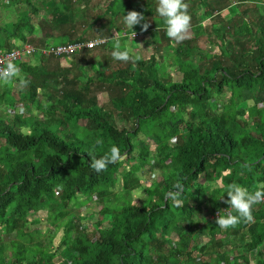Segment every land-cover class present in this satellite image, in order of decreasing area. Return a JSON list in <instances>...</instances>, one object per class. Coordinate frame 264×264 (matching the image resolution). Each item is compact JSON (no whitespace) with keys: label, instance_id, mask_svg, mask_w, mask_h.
Masks as SVG:
<instances>
[{"label":"trees","instance_id":"16d2710c","mask_svg":"<svg viewBox=\"0 0 264 264\" xmlns=\"http://www.w3.org/2000/svg\"><path fill=\"white\" fill-rule=\"evenodd\" d=\"M1 1L0 7L8 1L15 9L20 4L29 6L30 12L19 24L0 27L4 43L0 49L11 50L12 42L27 44L31 31L25 25L42 9H48L56 23L67 22L60 10L63 0ZM127 8L124 0H111L105 14L115 18ZM197 8L208 18L215 16L203 0ZM240 12H230L236 25L226 33L249 35L251 48L233 50L216 32L210 40L221 49L216 58L209 52L195 48L185 52L168 44L146 60L130 62L109 75L99 72L86 82L70 68L42 69L41 60L32 67L20 65L21 74L30 80V95L24 101L36 117L23 120L17 116L12 121L0 115V232L4 229L8 236L14 235L6 243L0 235V264H264V203L254 206L252 222L227 230L205 215L206 208L216 215L229 207L224 202L227 184L235 182L254 191L264 182V25L255 29ZM212 28L216 31V24ZM136 30H142L141 25L130 28L128 34ZM70 33L62 30L43 44L84 40L73 39ZM120 38L124 37L112 38L103 49L113 47ZM155 43H159L157 38ZM93 51H85L77 67L81 73L86 67L96 69V63L87 60ZM195 54H199L197 61ZM162 58L166 70L173 66V71L182 74L179 82L160 76ZM17 81L2 83L0 112L13 105ZM209 83L214 86L213 97L225 101L219 112L210 109ZM97 91L108 95L107 102L98 103ZM175 108L185 111L186 120L176 117ZM116 117L127 123L126 129L117 126ZM139 134L163 143L150 149L137 141ZM97 140L103 144L96 145ZM113 145L122 159L109 164L107 171L93 170L92 158L103 156ZM132 160L167 176L150 185L143 200L131 196L140 184L133 170L119 174L120 165ZM210 162L214 165L207 166ZM245 164L250 171L242 167ZM177 182L184 187L182 206L165 198ZM92 197L101 207V227L91 237L90 229L71 213L80 198ZM108 203L127 205L108 209ZM50 208L62 219L60 241L56 245L49 235L48 244L45 238L35 243L40 231L28 232L27 224L38 219H31L30 214L42 216ZM169 233L177 237L171 248ZM47 245L54 249L58 263L44 254ZM6 247L9 255H5Z\"/></svg>","mask_w":264,"mask_h":264},{"label":"rangeland","instance_id":"374dc122","mask_svg":"<svg viewBox=\"0 0 264 264\" xmlns=\"http://www.w3.org/2000/svg\"><path fill=\"white\" fill-rule=\"evenodd\" d=\"M111 0H63L62 5L60 6L61 12L66 16L67 22L65 25H60L53 20V17L48 13V9H42L39 15L32 16V20L25 25V29L31 31L28 38V42L35 46H44V42L49 39L51 36L56 37L64 31H70V35L73 39L83 38L84 40H91L98 37H107V38H120L121 46L125 48H131L136 54H138L141 60H146L150 55L156 54L158 49L166 48L168 44H172L173 47H179L185 52H188L187 48L198 49L201 53L209 52L211 55H214V58L219 57L221 49L217 46L212 45L210 40L214 39L215 33L217 32L221 38H224L226 43L231 44L233 50L240 51L242 48H251L249 35L239 34L234 35L232 32H227L226 30L232 26L236 25V20L230 17V12L239 10L242 17L248 19L251 25L256 29L258 24L264 25V0H203L208 4V8L213 11L214 17L208 18L203 10L198 7V4L202 0H185V3L189 4V12L191 14V28L186 38L183 41H177L175 39H170L166 34V24L165 18L161 17L156 9L158 6V0H124L126 10L120 12L115 18L106 15L105 10L108 3ZM0 2H2L0 0ZM5 6L0 7V27L8 23L19 24L22 16H25L30 12L29 6L19 5V9L13 8L11 4L6 1ZM7 6L6 9L5 7ZM136 10L142 12L146 18V21L149 23V28L147 31H135L137 37L125 36L124 34L130 33V27L126 26L124 23V15L129 10ZM50 9V7H49ZM221 13L222 16L219 17L218 13ZM262 15L261 17H259ZM197 18V19H195ZM260 18V19H259ZM193 20H196V24L192 25ZM162 23V25L160 24ZM216 24L217 30L215 31L212 28V25ZM254 29V30H255ZM120 31V33L118 32ZM133 34V33H131ZM129 35V34H128ZM126 37V38H125ZM155 38L159 40V43H155ZM52 42H57L59 40H50ZM14 43L12 44V46ZM17 45V44H16ZM114 47L91 52L90 55H87L88 62L96 63V69L91 70L86 67L83 73H81L80 68H77L81 60L85 57L88 52H81L77 56L65 59L57 58H43L41 61V68L45 70H57L58 68H70L74 75L80 77V80L86 82L89 76L96 78L99 72H104L106 75H109L111 70L118 68H125L129 65V62L124 63L113 59L112 52ZM123 50V49H121ZM203 51V52H202ZM199 53V54H201ZM158 54V53H157ZM194 55V60L197 59V55ZM208 62V60H207ZM74 66L71 68V66ZM174 67H170L169 70H166L165 58H162L158 62V71L162 78L170 79L173 82H179L181 80L182 74L173 71ZM167 71L171 74V78L168 77ZM13 91L16 96L15 100H11L12 106H8V109L4 112H0V115L5 117V120H14L17 116L25 120L27 116H35V111L32 108H29L25 99L29 97V86L21 88L19 82L13 83ZM206 89L209 94L212 96V105L211 111L219 112L220 107L224 104V99H219L214 96V86L209 83L206 84ZM98 103L104 104L107 102L108 95L103 92L97 91ZM40 100H42L39 97ZM251 102L248 104L250 105ZM23 109L21 112L20 110ZM175 115L178 119L186 120V113L178 108H175ZM116 123L119 128H127V123L122 119L116 117ZM22 132H27V129L23 128ZM143 141L150 149H155L158 144L163 143L160 138L145 137L142 134H139L137 141ZM3 140H0V144ZM138 145V143H137ZM137 147V146H136ZM137 150V148H136ZM214 165L213 162H210L207 166ZM133 170L135 176L139 178L140 184L139 188L135 189L132 192V198L134 200H143L145 199L146 192L150 185L156 183L162 178H166V174L155 168H141L138 164V161H124L120 165L119 174L121 175L126 170ZM201 182H205L204 179H201ZM220 185V184H219ZM208 193L203 195V200L207 203ZM75 210L71 213V217L80 218L82 224L90 229V236H94L97 233V230L101 227L99 225V212L101 210L100 205L97 204V199L92 197V199L80 198L76 203ZM127 204L122 203L121 205H115L113 203L106 204L108 209H118L120 207L126 206ZM210 216L211 219H216L217 215H211L208 208L205 210V215ZM37 216V217H36ZM36 214H30V218L36 220L35 224H27L28 232L40 231L34 236L35 243L40 239L45 238L48 244V237H51V242H54L56 245L60 241V237L63 231V225L61 223V218H57L55 212L52 208L46 210L42 216ZM211 222V221H210ZM107 225H103L106 227ZM198 230V229H197ZM200 233L198 232L197 235ZM2 235V242L6 243L13 236H8L3 229L0 232ZM208 234L202 236V239L207 240ZM166 238L169 240L168 248L174 245L176 236L169 233L166 235ZM27 237L21 238L22 241L26 240ZM44 254L48 256L50 260L55 263L59 262L58 256L55 254L52 246L47 245L43 249ZM5 255H9L8 248L5 249ZM198 255V254H196ZM151 256V255H150Z\"/></svg>","mask_w":264,"mask_h":264},{"label":"clouds","instance_id":"9594fccd","mask_svg":"<svg viewBox=\"0 0 264 264\" xmlns=\"http://www.w3.org/2000/svg\"><path fill=\"white\" fill-rule=\"evenodd\" d=\"M156 11L161 17L165 18L167 36L178 42L183 41L191 28L192 17L189 12V4L185 3V0H158ZM123 19L125 25L132 29L136 25H141L142 31H147L150 26L144 14L136 10L127 11ZM133 35H136L134 31ZM113 47L112 56L113 59L117 61L127 63L129 61L135 62L141 58L131 48L121 50V44L118 39L115 41ZM13 79L19 80L21 88L27 87L30 84V80L21 74V69L9 60L6 66L0 67V81L9 82ZM20 111L22 112L23 109ZM102 144L103 141H96V145ZM120 159H122L121 152L117 146L113 145L109 152L105 153L103 156L99 158L93 157L90 167L98 173L107 171L109 164L117 163ZM242 167L247 168L249 171L251 170V167L247 164ZM183 191V185L177 182L173 185V190H170L165 198L171 200L175 206H182L183 200L181 197ZM224 191L228 197L224 202L228 204L229 207L224 210H219L215 220L216 225L220 229L227 230L229 228H235L242 222H252L254 206L264 203V182L257 184L254 191H250L247 187L233 182L227 184Z\"/></svg>","mask_w":264,"mask_h":264},{"label":"built area","instance_id":"2783aa9c","mask_svg":"<svg viewBox=\"0 0 264 264\" xmlns=\"http://www.w3.org/2000/svg\"><path fill=\"white\" fill-rule=\"evenodd\" d=\"M125 36L137 37V34H124ZM112 38L98 37L91 40H80L72 43L53 46H35L27 43L23 46H13L11 50L0 49V67L6 66L7 62L11 60L18 67L21 64L34 66L36 59L43 58H71L83 51L96 50L107 47ZM4 81H0V87ZM262 204V203H261ZM224 210V209H223ZM218 216V212L216 214Z\"/></svg>","mask_w":264,"mask_h":264},{"label":"crops","instance_id":"0c3cea01","mask_svg":"<svg viewBox=\"0 0 264 264\" xmlns=\"http://www.w3.org/2000/svg\"><path fill=\"white\" fill-rule=\"evenodd\" d=\"M2 39H5V37L3 36ZM13 41H14V40H13ZM13 43H14V42H12V44H13ZM0 44H2V45L4 44V43H2V40H0ZM15 44H16V42L14 43V45H15ZM2 45H1V46H2ZM14 45H13V46H14ZM36 60H39V59H36ZM78 201H79V200H78Z\"/></svg>","mask_w":264,"mask_h":264}]
</instances>
